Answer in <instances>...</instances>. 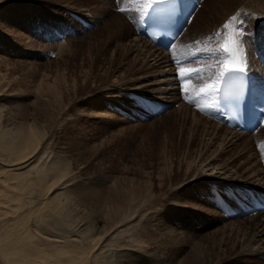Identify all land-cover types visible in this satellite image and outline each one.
I'll return each instance as SVG.
<instances>
[{
	"label": "rangeland",
	"instance_id": "obj_1",
	"mask_svg": "<svg viewBox=\"0 0 264 264\" xmlns=\"http://www.w3.org/2000/svg\"><path fill=\"white\" fill-rule=\"evenodd\" d=\"M183 1L184 31L169 52L154 51V64L134 41L147 0H0L3 114L31 123L49 109L41 150L66 156L69 186L149 187L110 232L111 249L138 264H183L193 249L204 250L202 264H264V240L250 239L249 225L264 208L241 200L264 199V0ZM225 62L251 74L260 123L212 153L215 171H186L188 153L198 166L207 141L193 114L218 124L214 91L200 89L217 84Z\"/></svg>",
	"mask_w": 264,
	"mask_h": 264
},
{
	"label": "bare ground",
	"instance_id": "obj_2",
	"mask_svg": "<svg viewBox=\"0 0 264 264\" xmlns=\"http://www.w3.org/2000/svg\"><path fill=\"white\" fill-rule=\"evenodd\" d=\"M184 28L185 26L167 48L149 45L150 42L139 34L143 39L140 37L134 39L137 41L135 42L137 50L144 51V61H152L156 64L158 58L154 56V51L169 52ZM133 46L135 47V44ZM234 58L233 60H236L238 57L234 55ZM214 96L216 99V91ZM4 108V105L0 104L1 259L7 264H138L136 259L127 257L122 250L111 249L110 243L113 239L110 232H115L117 225L125 221L127 215L136 211L139 201L151 197L152 192L149 187L140 190L138 186L121 185L119 182L94 190L89 187L77 190L74 185L69 186L67 180L71 169L67 168L66 156L60 154L50 156L49 153L41 150L51 123V120L46 119V111L49 109L40 112L39 122L28 123L24 117L15 121L14 118L6 116L3 114ZM195 116L194 113V127L197 131L201 126L200 132H205L207 141L201 144L200 151L202 152V149L204 151L199 158L201 161L198 166L191 164L196 160L191 152L188 153L186 159L189 162L186 171H191L195 167H205L207 171H215L217 168L213 166L215 159H212V153L217 148L222 150L230 142L234 144L235 140L231 139L236 135H240L241 138L248 132L235 130L218 122L215 124L203 117L197 120ZM194 141L192 139L190 144L194 145ZM227 153V150L221 151L219 156H225ZM45 154L49 162L36 165L37 163L34 162L42 161V156ZM203 162H206L204 166H202ZM213 174L214 172L210 175ZM226 195L228 203L233 204L229 194ZM249 195L241 196V200L242 198L246 200L242 202L247 204ZM155 196L151 199H156ZM252 196L254 195H250V199ZM142 203L143 201L140 204ZM244 204L237 210L246 209ZM250 206L254 209L252 200ZM225 212L229 215L237 213L229 208H225ZM251 218L249 225L251 227L254 225V228L250 239L257 236L255 241L260 240L262 243L264 220L258 219V215ZM197 252L193 249L190 260L185 259L183 264H202L200 257L204 258V250L201 252L202 255Z\"/></svg>",
	"mask_w": 264,
	"mask_h": 264
},
{
	"label": "snow or ice",
	"instance_id": "obj_3",
	"mask_svg": "<svg viewBox=\"0 0 264 264\" xmlns=\"http://www.w3.org/2000/svg\"><path fill=\"white\" fill-rule=\"evenodd\" d=\"M153 2L154 4H157L160 2V0H153ZM225 27H227V25H225ZM223 51L227 53L229 49L227 47H224ZM243 71L244 69L239 68L237 65L225 62L223 65V72L221 73V79L225 80L226 75L230 72H243ZM180 74H181V79H183L184 76L186 75L183 68L180 69ZM212 91H219V89L216 87L214 83H209L200 89L199 94H207Z\"/></svg>",
	"mask_w": 264,
	"mask_h": 264
}]
</instances>
